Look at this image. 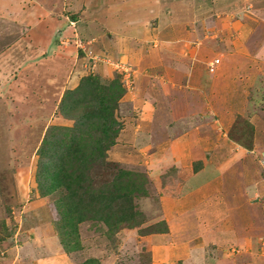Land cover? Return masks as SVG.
I'll use <instances>...</instances> for the list:
<instances>
[{
    "label": "rangeland",
    "instance_id": "rangeland-1",
    "mask_svg": "<svg viewBox=\"0 0 264 264\" xmlns=\"http://www.w3.org/2000/svg\"><path fill=\"white\" fill-rule=\"evenodd\" d=\"M181 6L179 10L186 13L181 20L180 29L188 35L187 41L184 46L160 52L162 62H156V65H162L164 59L172 58L170 62L165 61L168 65L165 69L160 66L154 68V71L147 69L149 73L146 75L153 77L150 82L146 79V83L142 84L139 95L147 101L146 108L139 106L144 101L135 102V105L130 101H136L135 96L127 95L136 92L133 89L134 73L131 86L127 88L124 84L127 96L120 101L118 111L123 129L116 145L108 151V160L148 177L150 195L135 200L137 208L145 215V221L133 229L122 227L111 238L107 236V228L103 224L83 223L79 230L81 248L72 255H67L74 264H81L88 259L98 260L101 264H171V260L172 264H181L182 258L172 256L183 254L185 257L187 252L184 254L181 251L183 249L178 248L190 244L191 239L189 235L183 234L188 228L184 230V224L178 222V213L171 201L189 196L188 204H193L195 199L192 196L198 198L200 195L196 192L198 184L213 181L218 176L219 171L214 165L204 167L202 159L207 156L208 159L219 162L218 166L223 163L230 165L232 157L239 153L243 156L245 153V156L251 155L254 158L258 172L264 175V145L256 142V136L264 137V0H187ZM187 14L189 17L184 19ZM2 24L4 25L1 22L0 28H3ZM23 30L26 32L25 27ZM85 45L93 54L115 63L108 53ZM79 55L88 60L91 73H96L99 64L111 65L107 62L93 65L81 50ZM231 58L237 59L232 66H235L237 77L236 82L230 83V86L231 89L235 85L240 86L237 91L223 89V86L210 91L196 89L197 94L187 97L182 103L184 107L180 108H185V111H174L172 105L175 98L172 93L174 88H178L176 79L184 78L186 83L187 79L193 77L191 85H198V78L205 80L202 76L206 74L209 63L220 59L221 68H228ZM136 68L143 73L140 65ZM114 69L117 71L114 77L119 72L121 74L120 69ZM2 71L0 258L2 254L3 257L11 256L13 247L18 258L24 246L23 249L30 251L26 258L20 256L19 263L31 264L29 259L36 253L39 260L34 264H40V259L46 258L45 251L51 250L54 240L60 242V238L55 227V221L59 217L55 196L41 197L37 189V151L48 127L72 126L73 121L59 114L61 100L58 96L51 102L46 98V94L50 92H45L52 88L45 79L43 81L39 77L33 81L28 73L18 74L19 69L3 68ZM217 71L218 69L215 73ZM211 78L219 81L217 77ZM240 79L242 84H239ZM208 85L210 87L211 83L206 84ZM183 86L185 90V86L190 85ZM15 87L18 88L17 91ZM188 89L192 91L191 88ZM175 97L178 98L179 94ZM152 106L156 110L153 111ZM193 109L198 110L199 114L194 113ZM171 112L177 113L176 116L173 117ZM189 112L193 114L187 120L184 116ZM208 136H214L215 139H209ZM200 168H203L202 172L195 176ZM256 200L253 199L254 202ZM198 212L202 215L201 211ZM161 221L166 223L167 232H141ZM191 222V218H185V226H192ZM203 229L205 230L202 227L195 232ZM196 233L193 237L197 242ZM210 233V239L214 238L212 235L217 236L216 232ZM213 243L220 245L215 239ZM61 247L64 249L62 245ZM210 248L211 244L203 247L199 253L202 256L209 254ZM176 250L179 252L176 253ZM166 253L171 257L168 261L164 260L167 258ZM183 264H193V261L185 259Z\"/></svg>",
    "mask_w": 264,
    "mask_h": 264
},
{
    "label": "crops",
    "instance_id": "crops-1",
    "mask_svg": "<svg viewBox=\"0 0 264 264\" xmlns=\"http://www.w3.org/2000/svg\"><path fill=\"white\" fill-rule=\"evenodd\" d=\"M186 1L0 0V25L1 22L4 23L3 28H0V85H3V68L19 69L18 74L28 73L33 81L39 77L47 81L54 89L45 92H50L46 94L49 102L55 96L61 100L66 89L76 87L81 77L90 72L88 60L81 57L75 47V40L79 39L97 51L108 53L115 62L126 61L136 69L133 88L136 92L127 95L135 96L136 101L130 100L135 105V102L144 101L139 106L146 108L147 101L139 95L142 84L146 83V79L150 82L153 77L146 75L149 73L147 69L151 68V71H154L153 69L159 66L165 69L168 66L165 61L172 58L164 59L163 64L158 66L156 62H162L160 52L169 51L175 46H184L188 39V35L180 29L181 20L186 12L180 11L179 7ZM188 17L187 14L184 19ZM24 27L26 32L23 30ZM236 60L231 58L229 60L231 65L228 68L227 66L221 68L222 64H218L217 73L208 71L207 66L206 74L202 76L205 80L198 78L199 84L195 86L191 85L193 77L187 79L186 83L184 78H175L178 88H174L172 93V97L175 98L172 105L174 111L176 109L185 111V108L180 107H184L182 103L187 97L197 94L196 89L210 91L217 86H223V89L230 90V83L236 82V69L235 66L232 67ZM139 65L143 73L137 70L136 67ZM95 72L106 79H112L117 71L112 65L102 63ZM211 77H217L219 81ZM157 80L158 77L156 82ZM209 82L210 87L206 86ZM239 82L242 84L241 79ZM184 84L190 86H185L187 89L183 90ZM239 87L235 85L231 90L237 91ZM14 89L18 90L17 87ZM176 94H179L180 100L175 97ZM151 109L156 110L153 106ZM193 110L199 114L198 110ZM171 113L173 117L177 114ZM192 114L186 113L187 117L184 118L189 120ZM130 122L133 125V122ZM123 136L122 134L121 137ZM259 137L256 136V142L264 145V137ZM240 156L239 153L238 156L232 157L230 165L223 163L222 166H218L219 162L205 156L203 161L201 160L204 167L212 164L219 171L215 180L198 184L196 192L200 195L198 198L191 195L195 199L193 204H188L189 196L171 201L174 203L172 207L178 213L176 215L178 222L184 224V230L188 228L183 234L189 235L191 239L190 244L178 248L183 249L181 251L184 254L187 252L185 257L183 254L172 256L182 258L181 264L185 259L192 260L193 264H264V175L258 172L256 161L251 155L245 156L243 153V156ZM202 169L200 168L195 176L201 173ZM253 199H257L256 202ZM197 210L201 211L202 215ZM186 217L192 219V226H185ZM202 227L205 228L204 232H195ZM210 231L216 232L217 236L212 235L214 238L210 239ZM195 233L197 242L193 237ZM214 239L219 246L213 243ZM54 241L51 250L44 253L46 258L40 259V264H74L62 249L61 243L57 239ZM210 244V253L202 256L199 251ZM23 248L18 258L14 247L11 248V256L3 257L2 254L0 264H20V256L26 258L30 251ZM177 252L179 251L176 250ZM168 255L166 253L167 258L164 256V260L171 259ZM37 260L39 259L36 253L29 259L31 264ZM170 263L172 264L173 260Z\"/></svg>",
    "mask_w": 264,
    "mask_h": 264
},
{
    "label": "trees",
    "instance_id": "trees-1",
    "mask_svg": "<svg viewBox=\"0 0 264 264\" xmlns=\"http://www.w3.org/2000/svg\"><path fill=\"white\" fill-rule=\"evenodd\" d=\"M126 93L122 74L110 80L84 75L65 90L59 105V114L73 125L48 127L37 151V189L41 197L55 196V227L67 255L81 248L83 223L103 224L111 238L122 227L133 229L145 221L135 200L150 195L148 177L108 160L123 129L118 111ZM167 231L161 221L141 232ZM81 264L101 263L88 259Z\"/></svg>",
    "mask_w": 264,
    "mask_h": 264
},
{
    "label": "built area",
    "instance_id": "built-area-1",
    "mask_svg": "<svg viewBox=\"0 0 264 264\" xmlns=\"http://www.w3.org/2000/svg\"><path fill=\"white\" fill-rule=\"evenodd\" d=\"M85 44H88V43H84L83 41H81L79 39L75 40V45H76L77 49L81 50L85 55H87V58L93 62V65L97 64L99 62H107V63L113 65V67L120 69L121 74H122V81L127 86V88H129L131 86V84L133 83L134 69L128 63H124V62H115L114 63L110 59L103 58L102 56H100L98 54H93V52L90 49H88ZM218 64H220V59H216L213 62L209 63V65H208L209 71L211 73H215ZM262 164L264 165V158L262 160Z\"/></svg>",
    "mask_w": 264,
    "mask_h": 264
}]
</instances>
